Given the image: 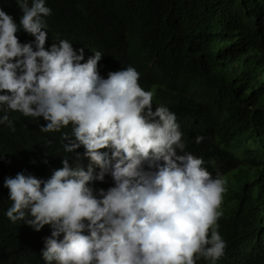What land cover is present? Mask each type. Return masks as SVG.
<instances>
[{"label": "clouds", "instance_id": "9594fccd", "mask_svg": "<svg viewBox=\"0 0 264 264\" xmlns=\"http://www.w3.org/2000/svg\"><path fill=\"white\" fill-rule=\"evenodd\" d=\"M16 2L19 23L0 0V124L14 126L8 109L33 117L46 179L6 177V215L36 230L48 225L40 263L197 264L203 257L215 264L227 247L218 224L226 188L224 174L211 169L218 156L206 160L208 133L188 130L217 121L206 107L218 101L195 83L199 75L187 66L167 72L158 57H139V65L123 57L119 43L137 14L132 0H110L99 12L89 6L81 33L50 48L52 8L46 0ZM21 28L35 40L21 42ZM227 45L225 61L240 68L229 85L239 98L260 94L264 88L247 84L264 60L257 38L233 34ZM164 84L189 110L170 106V93L163 99Z\"/></svg>", "mask_w": 264, "mask_h": 264}, {"label": "trees", "instance_id": "16d2710c", "mask_svg": "<svg viewBox=\"0 0 264 264\" xmlns=\"http://www.w3.org/2000/svg\"><path fill=\"white\" fill-rule=\"evenodd\" d=\"M1 1L5 8L13 11L12 15L19 23L23 13L16 0ZM109 1L95 0L92 4L86 0H46L52 12L45 17L51 36L45 47L50 48L51 44L58 43L57 39H66L69 35L76 38L83 28L79 24L82 12L88 11L89 6L96 12L100 11L98 8L105 10ZM132 2L137 14L133 19L135 23L126 29L127 37L119 43L123 57L138 65L140 58L158 57L167 72L174 70L178 74H183L179 67L187 66L199 75L194 79L195 83L203 85L212 101H218L217 105L206 107L217 121L188 128L196 134L200 129L204 130L203 135L208 133L203 139L208 144L207 163L209 165L211 157L218 156L211 169L224 174L226 191L220 206L223 215L218 218V224L227 247L215 264H264V90L260 94L250 91L245 98H239L228 79L231 75L238 77L239 64L235 67L233 59L225 61L229 35L255 37L264 49V0ZM187 6L199 13H187ZM17 35L21 42L35 40L23 28ZM220 35L225 38L219 39ZM129 52L135 61L131 60ZM253 66V76L247 84L251 89L259 90L264 88V60ZM160 92L163 99L170 93L171 99L165 100L181 113L189 110L187 100L173 92L170 86L164 84ZM8 114L14 126L7 122L0 124V264H43L39 257L44 237L48 235V225L36 230L23 221L12 222L7 217L6 210L12 200L4 181L18 172L46 179L40 174L44 173L46 163L37 147L38 133L33 117L11 109ZM194 151L200 154L201 149L196 147ZM57 154L58 150H54L53 159ZM230 165L237 168L225 171ZM114 183V179L107 180V184ZM197 264L212 262L201 257Z\"/></svg>", "mask_w": 264, "mask_h": 264}]
</instances>
